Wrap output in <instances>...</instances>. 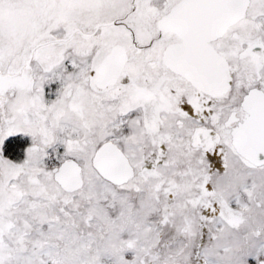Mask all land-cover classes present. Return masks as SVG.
I'll use <instances>...</instances> for the list:
<instances>
[{"label": "snow or ice", "instance_id": "snow-or-ice-1", "mask_svg": "<svg viewBox=\"0 0 264 264\" xmlns=\"http://www.w3.org/2000/svg\"><path fill=\"white\" fill-rule=\"evenodd\" d=\"M0 264H264V0H0Z\"/></svg>", "mask_w": 264, "mask_h": 264}]
</instances>
